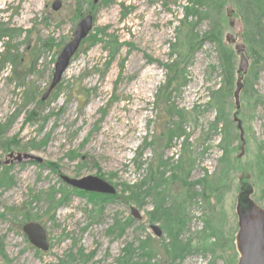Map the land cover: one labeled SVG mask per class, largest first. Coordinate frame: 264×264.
I'll return each mask as SVG.
<instances>
[{"label":"rangeland","instance_id":"obj_1","mask_svg":"<svg viewBox=\"0 0 264 264\" xmlns=\"http://www.w3.org/2000/svg\"><path fill=\"white\" fill-rule=\"evenodd\" d=\"M54 1L0 0V263L237 264L238 209L264 211V0ZM89 12L90 37L41 101ZM228 33L248 61L239 110L233 93L217 101L223 70L233 91L240 64ZM167 64L185 75L170 94ZM62 175L98 176L117 194L95 205ZM28 222L42 224L48 251L30 243ZM170 234L191 244L182 260Z\"/></svg>","mask_w":264,"mask_h":264},{"label":"water","instance_id":"obj_2","mask_svg":"<svg viewBox=\"0 0 264 264\" xmlns=\"http://www.w3.org/2000/svg\"><path fill=\"white\" fill-rule=\"evenodd\" d=\"M62 6L61 0H56L52 4V8L58 11ZM230 11L228 15H231ZM93 28V16L91 14L83 17L75 27L72 39L63 47L57 61L55 63L52 82L42 97L45 101L50 96L54 88L61 81L64 73L68 69L71 59L76 54L82 41L89 35ZM226 41L229 45H234L237 54L240 56V64L237 71L236 88L233 93L236 109H240V94L244 87L243 79L248 70V61L245 55L244 44L238 43L236 36L228 33ZM234 122L240 132V141L242 143V153L245 148L244 128L242 121L238 118L237 112L233 116ZM9 157L18 161L30 160L42 163L40 157L25 153H10ZM62 180L68 185L85 192H93L106 195L116 194V188L98 176H86L82 178H71L63 175ZM253 210L248 211L238 209L239 231L235 239L236 250L239 254L237 264H264V211L257 206H252ZM256 210L258 212H256ZM131 214L134 218L141 220L142 216L136 207H131ZM155 235L161 236L162 230L157 225H152ZM23 232L27 235L30 243L37 249L46 252L49 249L47 233L42 224L37 222H28L23 226ZM5 264V263H0Z\"/></svg>","mask_w":264,"mask_h":264},{"label":"trees","instance_id":"obj_3","mask_svg":"<svg viewBox=\"0 0 264 264\" xmlns=\"http://www.w3.org/2000/svg\"><path fill=\"white\" fill-rule=\"evenodd\" d=\"M89 13H91V12H89ZM89 13H87V14H89ZM187 15H189L190 14V12H189V9L187 8ZM92 14V13H91ZM193 14H194V12H193ZM86 15V14H85ZM84 15V16H85ZM83 18V17H82ZM253 22V21H252ZM253 31H254V33H255V35L257 36V37H261L263 34H262V29H261V24H260V21L259 20H257L255 23H253ZM100 34L101 35H106L105 34V32L104 31H102V32H100ZM211 37H212V39H214L215 40V34H214V32L212 31L211 32ZM7 35V32H6V30L4 31V30H1L0 31V39H1V37H4V36H6ZM209 36H210V34H208L206 37H208L209 38ZM88 37H90V35L88 36ZM87 37V38H88ZM86 38V39H87ZM85 39V40H86ZM91 39L93 40V44H95V43H97V42H99V41H102L100 38H98L97 37V35H93L92 37H91ZM84 40V41H85ZM83 41V42H84ZM198 42V41H197ZM227 44V43H226ZM228 46H232V45H229V44H227ZM236 54H237V52H236ZM238 55V54H237ZM224 60L226 61V57H224ZM166 68H167V71H168V74H172L171 75V77H169V79H168V81H167V84H166V89H165V91H164V93H169L170 94V92H169V87H171L172 85H174V84H177V82H179L180 81V79H185V75H184V73L182 74L181 72H180V70L178 69V66H175L174 64H167V66H166ZM238 70V69H237ZM223 72H224V78L226 77V80H225V83L223 84V87L221 86V90L219 89V90H217V91H220V92H217L218 93V102H220V96H222L223 98L226 96V94H232V93H234V90L232 91L231 90V86H232V83H231V81H232V78H233V74L232 75H228L227 73H225V71L223 70ZM177 75V76H176ZM173 76V77H172ZM236 80H237V78H236ZM243 84H244V79H243ZM58 86V85H57ZM57 88V87H56ZM235 88H236V81H235ZM162 96V95H161ZM160 95H158V99H159V97H161ZM214 99H215V97H214ZM42 101V100H41ZM8 162H6L5 164H7ZM52 166H54V164H52ZM159 174H161V173H158V175ZM160 182V181H159ZM139 183L137 182V183H134L132 186H131V188H129V189H133L132 191L135 193V194H133L134 196H136L137 194H138V191H139ZM156 187H158V186H156ZM74 191L76 192V193H78L79 195H87L88 196V200H89V202L90 203H95V205H100V206H102V205H104V204H106V200L107 199H113L115 196H116V194L115 195H102V194H97V193H88V192H85V191H82V190H78V189H75L74 188ZM132 193V192H131ZM64 201H67V196L64 194V197L62 198V200L61 201H58V202H54V205L51 207V209H52V211H54L57 207H59V205L61 204V202L63 203ZM96 203H98V204H96ZM180 234V233H179ZM179 234H170V238L172 239V241H173V250L174 251H172L171 253L173 254L171 257L173 258V259H176V258H178V259H183L184 258V256H185V254L187 253V252H189V250H190V248H191V244L190 243H182L180 240H179ZM0 253L1 254H4V250H3V248H2V245L0 244ZM123 264H126V262H124Z\"/></svg>","mask_w":264,"mask_h":264},{"label":"flooded vegetation","instance_id":"obj_4","mask_svg":"<svg viewBox=\"0 0 264 264\" xmlns=\"http://www.w3.org/2000/svg\"><path fill=\"white\" fill-rule=\"evenodd\" d=\"M101 1H102V0H94V2H93V3H94V5H96V6H97V4H98V3H100Z\"/></svg>","mask_w":264,"mask_h":264}]
</instances>
